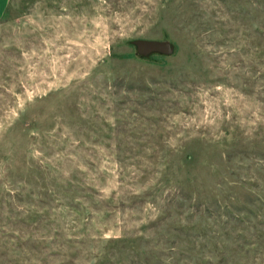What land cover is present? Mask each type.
Returning <instances> with one entry per match:
<instances>
[{
  "label": "rangeland",
  "instance_id": "374dc122",
  "mask_svg": "<svg viewBox=\"0 0 264 264\" xmlns=\"http://www.w3.org/2000/svg\"><path fill=\"white\" fill-rule=\"evenodd\" d=\"M1 11L0 264H264V0Z\"/></svg>",
  "mask_w": 264,
  "mask_h": 264
},
{
  "label": "water",
  "instance_id": "95a60500",
  "mask_svg": "<svg viewBox=\"0 0 264 264\" xmlns=\"http://www.w3.org/2000/svg\"><path fill=\"white\" fill-rule=\"evenodd\" d=\"M132 44L135 46L138 55H147L149 53L170 54L172 51L171 45L166 41H151V40H136Z\"/></svg>",
  "mask_w": 264,
  "mask_h": 264
},
{
  "label": "crops",
  "instance_id": "0c3cea01",
  "mask_svg": "<svg viewBox=\"0 0 264 264\" xmlns=\"http://www.w3.org/2000/svg\"><path fill=\"white\" fill-rule=\"evenodd\" d=\"M2 12H3V11L0 12V16H1Z\"/></svg>",
  "mask_w": 264,
  "mask_h": 264
}]
</instances>
